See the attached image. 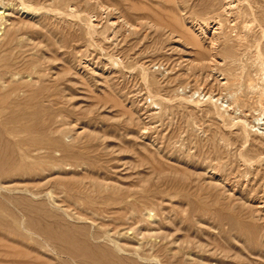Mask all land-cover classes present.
Returning a JSON list of instances; mask_svg holds the SVG:
<instances>
[{"label":"rangeland","instance_id":"rangeland-1","mask_svg":"<svg viewBox=\"0 0 264 264\" xmlns=\"http://www.w3.org/2000/svg\"><path fill=\"white\" fill-rule=\"evenodd\" d=\"M262 2L0 0L3 78L31 86L18 110L52 109L73 155L3 180L0 264L76 263L29 234L22 198L44 207L28 214L36 233L84 227L73 214L94 208L127 258L164 246L199 264H264V119L247 93L262 85L264 36L250 37ZM215 48L219 62L198 66Z\"/></svg>","mask_w":264,"mask_h":264},{"label":"bare ground","instance_id":"bare-ground-1","mask_svg":"<svg viewBox=\"0 0 264 264\" xmlns=\"http://www.w3.org/2000/svg\"><path fill=\"white\" fill-rule=\"evenodd\" d=\"M261 1H263L262 3H264V0H261ZM228 5H230V4H228ZM99 6H101L100 3H99ZM224 6L226 7V5H224ZM227 8H229V6ZM101 9H104V6ZM227 10L228 9H226V10L224 9V11H221V12H224V14H226L228 12ZM237 12L235 14H237ZM229 13H230V11H229ZM222 15H223V13H222ZM255 18L259 22V24H257L258 30L255 31V33H257V34L252 32L253 34H255V36L251 35L250 37H256L259 35H261V37H263L264 36V11L256 12ZM234 19H236V18H234ZM237 19H239V18H237ZM218 20H217V22H218ZM214 21H216V19H214ZM217 22L214 23V25L211 27L212 31H213L212 36L209 34L211 36L210 39L212 40V43H214V45H218L217 42L223 39V38H221L222 33H220V31H221L220 22L221 21L219 22L220 25H218ZM241 23H244V22H241ZM180 25H178V26H180ZM207 25H206V27H207ZM249 25L250 24L248 23V26ZM202 26L204 27V24ZM223 26L224 25H222V27ZM243 26L248 27V26H245V24H243ZM89 27H90V25H89ZM227 28H229V27L227 26ZM199 29L202 31L204 30L205 33L211 32L208 30V28H205V27L203 29H201V28H199ZM222 29L226 30L225 28H222ZM246 29H248V28H246ZM89 30H91V29L89 28ZM193 30H195V29H193ZM227 30H230V29H227ZM191 32L194 33V31H191ZM222 32L224 33L225 31H222ZM241 33H242V31H241ZM198 34H200V33H198ZM244 35L245 34L243 33V36ZM203 36L204 35H202V37ZM239 36L241 37V35H239ZM75 37H76V35H75ZM197 37H199V35ZM241 38H240L239 42L241 41ZM242 39H244V38H242ZM211 40H210V43H211ZM237 40H238V38H237ZM237 40H236V42H237ZM185 41L188 42L187 40H185ZM245 42H246V38H245V41H243V43H245ZM221 43H223V41ZM247 43L250 44V42H247ZM242 45L240 48H242ZM221 46H223V44ZM228 46H230V45H228ZM228 46L224 45L222 53L229 54L230 52H232V49H233L232 46L231 47H228ZM256 47H258V46H256ZM234 48H236V47H234ZM243 48H245V47H243ZM237 49H239V48H237ZM210 50H211V47H210ZM215 50H216V48L213 50L214 53H212V56L209 59H207V58L204 59L203 57H202V59L200 58L201 63L198 66L201 65V67L206 68V67H209V65H211V67H214V65H216L219 62L218 61L219 56L215 52ZM211 52L212 51H210V53ZM263 52H264V48H263ZM252 53H253V51H252ZM254 53H256V52H254ZM254 56H256V55L254 54ZM250 57H253V56H250ZM253 58H255V57H253ZM260 58H262V57H260ZM221 63H222V61H221ZM258 64H259V61H258ZM261 64H262V62H261ZM0 67H1V64H0ZM2 71L3 70L0 68V82L3 81L2 87H0V188H3L2 187V185H4L3 180L7 177H10V176L15 177V176L19 175L20 173L26 171L27 169H29L35 165L41 170H44V169L46 170L47 168H50V167H52V168H56V167H60V166L62 167V164L64 163V161H67V160L70 161V158L73 156V155H71L72 153H71V150H69V147L67 145H65L64 144L65 142H63V140H62L63 133L61 135V132H59L54 127L55 122L50 121V119H51L50 117H52V115H53V112H51L52 109L51 110L48 109L44 113L38 112L34 116H30L26 112L19 111L18 107L26 104L25 102L20 100L19 95L21 93H23L24 95L27 94V91L31 86H27L25 84H15L12 81L7 83V81H5V79L3 78ZM262 72L261 73L263 74V77H262V85H261L260 91H259L260 86L257 88V87H255L256 85L254 86V85L248 84V83L247 84L249 86L248 85L247 86H248L249 90L246 88V91L248 90L247 93L250 94L249 97L251 99L255 98V96H257L256 97L258 99L257 105L259 107L258 111L261 113V115L264 119V69L262 70ZM260 76H262V75L260 74ZM237 79L235 81H237ZM250 79L251 78H249V81H250ZM247 80H248V78H247ZM250 82H253V80ZM226 83L230 84L229 81H227ZM4 84H6V85H4ZM235 84H236V82H235ZM253 84H254V82H253ZM3 91H5V92H3ZM247 93H245V94L248 95ZM243 98L244 97H242L241 99H243ZM209 99L212 100V98H209ZM50 101H52V100H50ZM243 102H246V101H243ZM48 111H49V113H48ZM56 118L58 119V116ZM38 120H40L41 122H38ZM47 120H49V122H48L49 126L45 123V121H47ZM246 137H247V135H246ZM221 141H222V139H221ZM66 144H67V142H66ZM55 153H59V158H57L55 156ZM13 163L16 164L15 168L11 165ZM108 185L109 184H107V186ZM15 190L20 191L19 188L15 189ZM25 191L32 192L29 189H27ZM36 194H35V196L37 197L38 194L37 195ZM29 201L30 200H27L26 198H22L19 202L15 203V204H21L25 208L24 211L26 213L28 226H29V229L31 231V233H29V234H31V235L38 234V236L42 238V241L47 246H48V244H52L54 246V248H56L62 255H65V256L72 258L78 264L79 263L80 264H141V263H139V259H141L143 261H150L149 262L150 264H177V263L178 264H199L197 262L196 258L192 259L193 255L191 253H189V252L185 253V252L180 251L177 253H173L174 254L173 255L171 253V250H166L164 248V246L161 247L158 251L155 252V254H153L151 256L149 254L146 255V254L141 253L139 248H135L133 250L135 257L127 258L125 256L120 255L121 253H126V252L113 239L112 232L115 229H107L108 226H107L106 222H104V221L99 222L98 219H95V209L92 207L90 208V211L86 214H82V213L73 214V217L76 218V220L81 221V222L82 221L86 222V223L90 224V226L88 224H84V225H86L84 227H71L69 225H65L64 228L59 226L61 229H59L58 231H55L53 228H51L49 226V224H46V226L38 228L36 230L37 231V233H36L33 229H36L37 219L36 218H33V219L29 218L28 214L34 213V211H43L44 207L42 205H38V204L33 205ZM1 207L4 208V205H1ZM42 219H44V217H42ZM38 221H39V219H38ZM95 226H97L96 232H95ZM20 227H23L24 230L26 229L24 223L20 224ZM90 227L94 231H91ZM117 229L119 230L120 228L117 227ZM102 241H104V243H102ZM97 242L99 244H97ZM46 245H44V246H46ZM138 245L140 246V244H138ZM50 247H52V246H50ZM118 253H120V254H118Z\"/></svg>","mask_w":264,"mask_h":264}]
</instances>
